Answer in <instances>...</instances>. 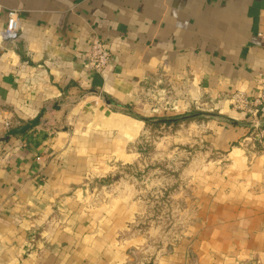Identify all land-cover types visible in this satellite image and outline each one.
I'll return each mask as SVG.
<instances>
[{
	"label": "crops",
	"instance_id": "crops-1",
	"mask_svg": "<svg viewBox=\"0 0 264 264\" xmlns=\"http://www.w3.org/2000/svg\"><path fill=\"white\" fill-rule=\"evenodd\" d=\"M6 8L21 31L0 43V136L60 109L0 145V264H264V144L249 127L204 133L213 157L193 172L199 211L176 246L157 251L141 203L95 198L92 184L139 155L128 147L143 130L110 127L126 113L105 97L125 108L165 79L174 97L244 117L229 98L260 94L264 0H0V30ZM96 37L111 53L103 73L83 55Z\"/></svg>",
	"mask_w": 264,
	"mask_h": 264
},
{
	"label": "rangeland",
	"instance_id": "rangeland-1",
	"mask_svg": "<svg viewBox=\"0 0 264 264\" xmlns=\"http://www.w3.org/2000/svg\"><path fill=\"white\" fill-rule=\"evenodd\" d=\"M167 82L163 79L154 82L155 86L148 84L142 98L125 108L109 98L113 101L111 108L127 114L115 113L108 120L110 127H117L133 138L143 126L140 135L128 147L139 155L127 159L125 164L114 162V169L109 174L92 181L96 188L95 198L110 194L141 203L140 225L150 231V243L157 251L165 246H176L199 211L190 183L195 168L213 157L209 145L201 141L204 133L213 129L212 121L233 126L227 120L213 116L164 119L212 112L247 121L234 112H223L202 95L174 97L175 90ZM100 103L108 106L104 98ZM47 107L49 113L56 110L54 104ZM142 118L152 121L143 122ZM11 128L12 125L8 126L7 131ZM254 130L256 127L250 129V134Z\"/></svg>",
	"mask_w": 264,
	"mask_h": 264
},
{
	"label": "built area",
	"instance_id": "built-area-1",
	"mask_svg": "<svg viewBox=\"0 0 264 264\" xmlns=\"http://www.w3.org/2000/svg\"><path fill=\"white\" fill-rule=\"evenodd\" d=\"M6 12L7 24L5 29L0 30V43L18 39L21 31V10L6 8ZM83 55L86 58V67L95 73H103L111 61V53L105 41L98 37L93 39ZM257 80L261 87L259 96L250 98L245 92L238 91L229 98L233 110L242 113L247 120L264 119L259 116L260 111L264 109V75L261 74ZM173 106L175 109L178 108V106ZM154 110L158 111L159 108ZM8 126L10 125L7 123ZM250 139L264 144V125L256 127V130L250 134Z\"/></svg>",
	"mask_w": 264,
	"mask_h": 264
},
{
	"label": "water",
	"instance_id": "water-1",
	"mask_svg": "<svg viewBox=\"0 0 264 264\" xmlns=\"http://www.w3.org/2000/svg\"><path fill=\"white\" fill-rule=\"evenodd\" d=\"M105 99H106V102L108 104L113 103V101H111L108 97H105ZM54 108L60 109V106L56 105ZM47 110H48V107H44L41 109L39 114L34 119H31L30 121H28L27 123H25L23 125L9 129L3 136H0V144H3L5 142L9 141L10 138L15 136V135L26 133L27 131L34 129L35 127L40 126L42 124L43 117H44L45 113L47 112ZM202 116L220 117V118H223V119L227 120L228 122H230L234 125H242V126L253 127V128L254 127H261L264 124V119L241 121V120H238V119H235L232 117H227V116L223 115L222 113L215 114L212 112H194L192 114L181 116V117H178L175 119H164V120L165 121L185 120V119H189V118H196V117H202ZM142 121L143 122H151L152 120L148 119V118H142Z\"/></svg>",
	"mask_w": 264,
	"mask_h": 264
},
{
	"label": "trees",
	"instance_id": "trees-1",
	"mask_svg": "<svg viewBox=\"0 0 264 264\" xmlns=\"http://www.w3.org/2000/svg\"><path fill=\"white\" fill-rule=\"evenodd\" d=\"M259 116H262L263 118H264V109L262 110V111H260V113H259ZM245 120H247V118H245ZM264 125V124H263ZM262 125V126H263ZM233 126H242V125H234L233 124ZM250 129H253V127H249Z\"/></svg>",
	"mask_w": 264,
	"mask_h": 264
}]
</instances>
